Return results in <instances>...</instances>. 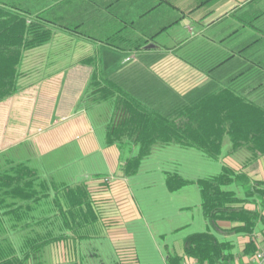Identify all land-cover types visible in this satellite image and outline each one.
Here are the masks:
<instances>
[{"label":"crops","instance_id":"1","mask_svg":"<svg viewBox=\"0 0 264 264\" xmlns=\"http://www.w3.org/2000/svg\"><path fill=\"white\" fill-rule=\"evenodd\" d=\"M56 1L30 0L24 5L34 10ZM63 6L70 14L64 12L66 16L74 14V18L84 21L99 17L102 50L87 37L58 29L50 42L25 53L21 69L26 75L22 77L21 89L0 102V152L25 148L26 158L40 164L42 175L57 182L49 186L48 199L27 203L38 215L35 220L28 218L33 220L37 233L56 238L37 253H30L21 264H145L138 245L150 244L156 245L158 256L152 255L155 261L149 264H170V253L182 256L179 264H201L194 257L185 256L184 243L186 236L200 231L175 237L190 228L191 221L185 217L198 203L197 197L191 200L188 192H182L190 184L172 192L167 187L171 172H165L163 182L168 192L162 195L166 203L161 205V198L156 199V204L143 210L131 188V177L120 168L122 154L137 152L138 147L123 150L119 145L106 144L104 129L113 119L111 104H81L94 68L88 61L99 59L102 52L103 73L116 75L136 93L148 92L150 88L166 92L167 88H175L184 95L194 89L202 92L217 81L180 59L177 54H183L179 51L187 48L184 56L188 53L195 57L203 48L211 53L225 51L222 45L226 41H217L226 40L234 32L237 39L232 37L229 44L243 46L251 31L245 23L234 20L233 13L246 18L257 16L260 84L253 89L246 85L251 79L245 75L241 79L242 84L246 83L243 93L264 104V0H71ZM228 20L237 25L217 29ZM108 40H114L119 47L110 46ZM137 44L142 48L137 50ZM250 60L251 57L245 58V64ZM224 143V151H228L231 143L228 139ZM175 145L178 144L155 146L152 153ZM246 154L242 151L223 155L218 161L235 170L243 169L252 180L264 181V155L242 168ZM90 156L97 157L102 165L90 172L73 169L76 159ZM81 181L86 198L67 199L64 184L75 188ZM239 192L243 196L244 188L240 186ZM245 207L254 209L256 205L248 202ZM261 213L264 216V208ZM136 223L139 226L134 230ZM237 224L221 220L218 225L231 229ZM257 227L253 236L220 233L211 228L220 238L233 243L234 264H253L254 254L264 250V220ZM9 235L19 249L16 257L23 258L27 253L21 254L20 246L27 231H10ZM107 246L114 247L108 263L101 250ZM159 257L162 262H158Z\"/></svg>","mask_w":264,"mask_h":264},{"label":"trees","instance_id":"2","mask_svg":"<svg viewBox=\"0 0 264 264\" xmlns=\"http://www.w3.org/2000/svg\"><path fill=\"white\" fill-rule=\"evenodd\" d=\"M25 1L29 3L30 0H0V102L21 89L22 77L26 75L21 69L25 53L50 42L58 29L87 37L101 47L99 17L84 21L74 18V14L66 16L64 12L69 14L68 9L62 7L71 0H57L34 10L24 5ZM233 15L234 20L245 23L251 31L243 46L229 44L232 37H235L234 41L237 39L234 32L228 34L226 40H220L226 41V49L217 52L218 55L193 60L177 54L180 59L206 72L212 81H217L215 86L202 92L194 89L184 95L175 88L166 87L167 92L150 88L148 92L136 93L127 89L116 75L103 73L102 52L99 59L88 61L94 68L81 104H111L113 119L105 125L106 144L119 145L123 150L128 146L138 147L137 152L122 154L120 168L124 174L134 176L155 146L167 144L195 148L216 161L223 155L243 151L247 154L242 168L264 155V104L243 93L246 83L242 84L241 79L244 75L251 79L246 85L253 89L260 84L258 75L262 65L256 49L258 17H241L235 12ZM91 24L97 27L92 28ZM108 44L119 47L114 40H108ZM135 46L137 50L142 48L141 44ZM248 57H251L250 63L245 64L244 59ZM201 61H208V65H202ZM123 66L126 65L121 64ZM225 139L231 143L228 151H224ZM20 149L0 152V264H21L30 253H37L56 238L49 239L37 233L31 221L38 215L27 203L48 199L49 186L57 182L44 177L40 164L26 158L25 148ZM82 182L75 188L64 184L63 191L69 194L67 199L86 198ZM191 182L199 186L202 213L218 232H242L253 236L257 225L264 220L261 213L264 181L252 180L243 169L235 170L224 163L218 174L205 178L188 180L177 172L167 176V187L172 192ZM240 186L244 188L243 196L239 192ZM248 202L255 203L256 208H246ZM71 204L75 207V202ZM221 220L238 224L223 229L218 225ZM212 228L185 237V256L194 257L201 264H234L233 243L220 238ZM22 230L27 231V237L20 252L27 254L19 259L16 257L20 254L19 249L9 232ZM168 258L170 264H179L182 260V256L171 253Z\"/></svg>","mask_w":264,"mask_h":264},{"label":"rangeland","instance_id":"3","mask_svg":"<svg viewBox=\"0 0 264 264\" xmlns=\"http://www.w3.org/2000/svg\"><path fill=\"white\" fill-rule=\"evenodd\" d=\"M232 24L237 25L236 21L228 20L222 25H219L217 29L219 30L222 27L229 28L230 25L232 26ZM220 42L222 41L218 40L217 44ZM225 46L226 45L224 43L222 45V48H225ZM188 48L190 49L191 47ZM186 49H181L179 52L185 55L184 51ZM214 54L218 55V53L211 54L210 49L208 50L203 48L202 51L199 53V57L200 58L206 56L209 57L210 55H214ZM186 56L189 59L195 60L194 54L187 53ZM206 62L208 61L205 62L201 61V64L208 65V63ZM79 155L81 156L82 154L79 153ZM74 162H76L73 165L74 170L78 169L79 167L80 168L79 170H84L86 172H90L92 168H96V167L98 168L100 167V165H102V163L95 156L80 157L76 159ZM222 164L223 163L221 161H216L212 158L206 157L195 148L187 149V148H182L178 145L171 147L169 146L168 148L155 149L154 152L150 156H148L147 159L144 161L141 171L138 173V175L131 177L129 179V182L131 184V188L134 190L137 196L138 202H140L141 207L143 208V210L147 211L146 207H148L149 204L151 205L156 204L155 202L156 199L161 198L160 199V201L162 202L161 205L166 203L163 200V195H162L163 193L168 192V189L163 182V180L166 177L165 172H171V173L179 172L188 179L190 178L198 179V178H205V176L218 174L221 170ZM184 191L190 194L189 198L191 200H195L197 197L198 203L196 206L193 207L191 214L188 213V217H185L186 219H189V221H191L190 228L184 230L181 233H178V235L175 236L176 238L182 233L185 235L192 231L206 230L207 227L211 228L208 219L204 216V214L201 211L202 209L200 208L201 197H200L199 186H197L196 183H191L189 186L183 189L182 192ZM175 201L176 203L178 202L177 199H175ZM157 212L161 213V210H158ZM138 226L139 224L136 223L135 227L133 226L132 227L135 230ZM138 246L140 249L142 247V255H143L142 259L143 262H145V264H149L151 263V261L152 262L155 261V259H151L153 257L152 255H154L155 257L158 256V251L155 244L138 245ZM113 249L114 247L101 248L107 263L109 262L108 258L109 255L112 253ZM147 249L149 251H147ZM157 260L158 262L159 260L160 262H162L161 258Z\"/></svg>","mask_w":264,"mask_h":264},{"label":"built area","instance_id":"4","mask_svg":"<svg viewBox=\"0 0 264 264\" xmlns=\"http://www.w3.org/2000/svg\"><path fill=\"white\" fill-rule=\"evenodd\" d=\"M252 262L253 264H264V250L255 253Z\"/></svg>","mask_w":264,"mask_h":264}]
</instances>
